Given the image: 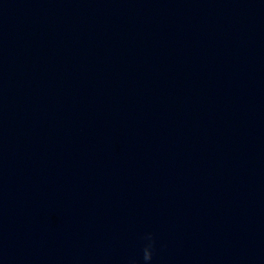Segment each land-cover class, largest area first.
Wrapping results in <instances>:
<instances>
[{"label": "water", "instance_id": "water-1", "mask_svg": "<svg viewBox=\"0 0 264 264\" xmlns=\"http://www.w3.org/2000/svg\"><path fill=\"white\" fill-rule=\"evenodd\" d=\"M264 264V0H0V264Z\"/></svg>", "mask_w": 264, "mask_h": 264}, {"label": "clouds", "instance_id": "clouds-1", "mask_svg": "<svg viewBox=\"0 0 264 264\" xmlns=\"http://www.w3.org/2000/svg\"><path fill=\"white\" fill-rule=\"evenodd\" d=\"M143 239L145 242L142 249V261L143 264H151L156 249V240L152 233L145 234ZM129 264H140V262L132 259L129 261Z\"/></svg>", "mask_w": 264, "mask_h": 264}]
</instances>
